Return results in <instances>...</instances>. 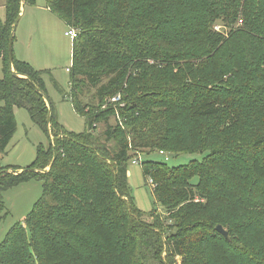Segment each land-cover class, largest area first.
Segmentation results:
<instances>
[{"label": "trees", "instance_id": "obj_1", "mask_svg": "<svg viewBox=\"0 0 264 264\" xmlns=\"http://www.w3.org/2000/svg\"><path fill=\"white\" fill-rule=\"evenodd\" d=\"M25 2L34 0H6L0 24V153L16 130L14 107L25 108L47 132L41 74L14 55L8 60L12 25ZM45 6L77 29L68 98L85 119V131L66 132L51 107L47 149H38L19 173L0 168V211L5 189L30 178L43 183L25 220L1 242L0 264H152L163 246L154 229L165 223L174 229L166 236L169 253L182 256V264H264V249L224 238L216 221L201 213L211 199L228 198L221 182L211 183L215 163L237 172L243 166L264 195V0H45ZM217 20L230 28L227 38L213 30ZM239 20L241 27L231 28ZM116 93L123 105L107 102ZM197 120L210 121L201 125L203 135L194 133L200 142L175 147L192 134L182 124ZM100 123L104 129L97 132ZM139 148L206 153L201 162L174 167L141 163L163 210L158 217L152 210L151 223L128 187L127 163L142 154ZM259 220L256 229L264 228ZM216 239L244 259H200L206 258L201 246ZM88 245L113 259L94 251L88 257ZM76 254L86 259H70Z\"/></svg>", "mask_w": 264, "mask_h": 264}, {"label": "rangeland", "instance_id": "obj_2", "mask_svg": "<svg viewBox=\"0 0 264 264\" xmlns=\"http://www.w3.org/2000/svg\"><path fill=\"white\" fill-rule=\"evenodd\" d=\"M5 3L6 0H0V24H4L6 20ZM19 13L20 17L12 43L15 59L27 63L41 74L47 99L58 124L66 132L75 134L84 132L85 119L73 110L68 98V69L71 67V47L73 42L71 38L64 34L68 30V26L58 16L46 10L45 0H34L33 3L25 2ZM238 15V19L241 18L240 13ZM215 23L213 30L227 38L231 31L230 28L224 27L219 20ZM241 25L242 22L239 20L235 23V27L232 26L231 28L241 27ZM72 28L77 31L75 27ZM2 76L3 63L0 59V78ZM121 105L123 104L121 103ZM13 114L16 120V130L4 152L0 153V168H20L16 172L19 173L33 163L38 149H47L49 133L40 128L31 119L25 108L14 107ZM113 118H110L109 122L111 124L115 122ZM209 122V120H197L194 123L182 124L183 127L186 126L187 129H192V134H185L180 139L181 142L174 146L179 147L188 142L198 144L200 136L195 135H203V132L200 133L201 125ZM96 128L97 132H101L104 129L103 123L98 124ZM195 132L199 133L194 134ZM58 136L60 138L65 137L64 134H58ZM125 136L127 135L125 134ZM50 142H52V139ZM113 142V140L110 142V146L113 145ZM136 150L142 153L136 155V157L140 158V161L137 163L129 161L127 163L129 193L133 205L141 212L145 222L151 223L152 210H157L155 214L157 217L161 213L163 215V210L155 203L151 184L145 181L143 177L141 163L157 161L174 167L184 165L190 160L201 162L202 156L206 153H202L201 150L193 154H183L182 152H170L166 148L164 150L170 153L164 151L165 154H160L158 151H154L149 154L145 148ZM238 163L243 164L244 159L238 160ZM47 169L48 165L44 170L47 171ZM242 169L243 166L237 172V168H231V165H226L224 162L215 163L212 166L214 179L211 183L214 185L221 182L222 185L220 187L224 186L228 190V198L223 200L213 196L215 198L206 204V208L201 213L203 216L216 221L214 227L222 225L217 223V221H223L222 227L239 246L241 244L246 247L251 242L264 249L263 233L253 231H264L263 227L256 229L259 225L256 224L260 221L259 219L264 221V195L261 193L257 182L252 181L251 175L247 171L242 172ZM192 183L196 184V179H193ZM42 192L43 183L36 178L22 181L2 192L3 207L0 211V244L13 225L22 223L25 220L35 202L41 197ZM154 231L160 234L163 246L160 252L156 253V262L152 264H182V256H172L169 253L171 243L166 236L172 234L174 229L167 227L165 223L163 226H156ZM201 248L206 258L200 259H244L242 253L232 257V254L227 251V246L219 239L213 240L206 245L203 244ZM86 250L88 257L94 251V254L98 253L101 259H113V254L106 252L104 249H96L95 246L88 245ZM260 255L263 256L264 251ZM88 257L87 259H93ZM70 259L86 258L83 254H76L75 256H70Z\"/></svg>", "mask_w": 264, "mask_h": 264}, {"label": "water", "instance_id": "obj_3", "mask_svg": "<svg viewBox=\"0 0 264 264\" xmlns=\"http://www.w3.org/2000/svg\"><path fill=\"white\" fill-rule=\"evenodd\" d=\"M23 7V4L22 6ZM19 17H20V13L18 14V16L16 17L13 25H12V31L10 33V36H9V49H8V60H9V63L11 64L12 63V57H13V49H12V43H13V37H14V32H15V29H16V26H17V23H18V20H19ZM45 101L47 103V106H48V116H47V132L50 134V127H49V121H50V113H51V106H50V103L47 99V97L45 96ZM49 169V167H48ZM47 169V170H48ZM46 171V170H44ZM216 231L218 233H220L224 238H227L228 237V232L222 227V225H217L216 226Z\"/></svg>", "mask_w": 264, "mask_h": 264}, {"label": "built area", "instance_id": "obj_4", "mask_svg": "<svg viewBox=\"0 0 264 264\" xmlns=\"http://www.w3.org/2000/svg\"><path fill=\"white\" fill-rule=\"evenodd\" d=\"M65 36H68L69 38H71L72 40H75L77 38V31L72 28V27H68V30L65 31ZM109 103H112V104H120L121 105V95L120 93H116L115 95H113L112 97H110L108 99ZM116 116L118 117V115L116 114ZM119 118V117H118ZM160 154H165L163 151H159ZM140 161V158L137 157L135 159L132 160V163H137Z\"/></svg>", "mask_w": 264, "mask_h": 264}, {"label": "crops", "instance_id": "obj_5", "mask_svg": "<svg viewBox=\"0 0 264 264\" xmlns=\"http://www.w3.org/2000/svg\"><path fill=\"white\" fill-rule=\"evenodd\" d=\"M46 10L50 11L48 8H46ZM65 33V32H64ZM19 170V169H18Z\"/></svg>", "mask_w": 264, "mask_h": 264}]
</instances>
